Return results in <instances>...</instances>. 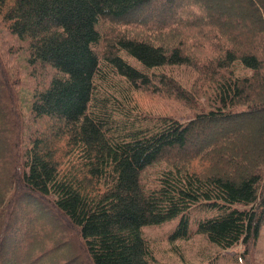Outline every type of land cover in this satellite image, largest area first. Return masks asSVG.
Segmentation results:
<instances>
[{
  "label": "trees",
  "instance_id": "1",
  "mask_svg": "<svg viewBox=\"0 0 264 264\" xmlns=\"http://www.w3.org/2000/svg\"><path fill=\"white\" fill-rule=\"evenodd\" d=\"M152 1L0 0L1 22L26 49L27 63L54 73L32 95L30 106L35 121L51 123L48 139L34 133L22 163L13 103L0 88V207H8L6 200L16 189L28 192L38 205L37 225L47 228L44 240L49 243L42 247V237L32 232L27 240L35 235L33 243L40 249L29 248L19 260L9 248L10 221L17 218L10 210L0 213V264H77L79 257L84 264H149L141 228L199 204L218 211L201 221L198 230L221 249L257 237L264 221V130L250 128L264 117V0H183L192 11L184 19L181 11L170 21L162 16L174 0H157L164 1L161 8L146 17L140 14ZM182 21L189 22L185 29L193 30L198 42L215 49L219 70L238 62L250 74L223 76L214 86L215 105L186 123L131 117L123 104L124 99L129 102L130 90L151 88L185 98L173 80L148 71L186 64L188 57L181 46L164 48L125 33H110L108 51L100 54L104 23L156 25L162 33L178 29L173 25ZM105 79L109 83L101 81ZM6 82L0 78V87ZM101 89L114 90L119 97L105 96ZM241 122L248 133L227 129ZM218 127L222 132L210 133ZM160 161L169 167L156 186L144 187L141 172ZM47 215L56 228L61 222L73 236L60 238L62 228L51 232ZM178 227L186 233L187 220L182 218ZM60 246L64 255L56 251Z\"/></svg>",
  "mask_w": 264,
  "mask_h": 264
},
{
  "label": "rangeland",
  "instance_id": "2",
  "mask_svg": "<svg viewBox=\"0 0 264 264\" xmlns=\"http://www.w3.org/2000/svg\"><path fill=\"white\" fill-rule=\"evenodd\" d=\"M174 1L175 4L169 11H166L165 16H162L166 20L170 18L171 20H176L180 17L181 11L184 19L187 12L192 11L191 6L187 7L186 1ZM156 2L157 0H153L145 8L139 10L140 14L145 17L149 16L164 4V1L160 4ZM249 2L254 4V0H249ZM170 15L171 17H169ZM1 21L0 16V78L4 82L7 81V87L5 89L4 85L6 83H3L0 88L5 95L11 98L13 103L14 119L12 122L16 123L17 121L19 128L20 140L18 142L21 145L18 148L20 154L18 159H20L19 163H22L23 154L27 150V145L34 133L43 135L45 139H48L49 131L47 127L51 123L46 120L35 121L30 112V106L32 95L37 91L43 90L54 73L41 64H36V66L29 65L27 63L26 49L20 47L21 45L18 41L10 37ZM167 24L169 25V22ZM188 24V21H182L179 26L173 25V27L178 29H166L160 33L156 25L148 27L138 25L118 27L108 22L104 23L103 41L97 47V52L100 54L108 51V38H110L108 35L110 33H125L129 37L149 41L155 45H163L164 48L181 46L183 53L188 57L186 64L163 66L148 71L149 74L166 76L168 79L173 80L180 91L183 92L185 98L180 99L173 95L154 92L151 88L150 90L144 88L130 90L129 102L127 103L126 99H124L123 104L131 111V117H145L146 119L169 118L180 123H186L197 114L207 112L210 106L215 105L212 104L216 93L214 86L217 81L222 80L223 76L235 79L250 74V71L243 68L238 62L219 70L215 60V49L198 42L195 39L194 31L185 29L188 28ZM170 30L174 31L169 32ZM121 56L135 68L142 70V66L137 61L125 53H121ZM104 71L106 70L102 72ZM101 81L109 83L106 79ZM110 83L115 84V82ZM101 93L108 97H111V95L119 97L118 93L110 89H101ZM235 110L239 111L242 108ZM259 118V121L252 122V128L250 129L257 130L260 127L261 130H264V117L259 116ZM244 124V122H241V125L237 126V128L235 125L225 128L233 131L236 135H242L250 131L248 130L249 127ZM4 126L5 128L7 127V125ZM222 130L219 127L212 128L210 133L216 134V131L222 132ZM196 143L200 144V141ZM201 162L195 161L193 164L197 165ZM168 167L169 165L163 161L157 162L151 167H146L140 174V183L147 188L156 186L158 177ZM196 169L200 171L202 167ZM9 198L10 201L6 200L8 207H0V213L8 214V210H10L11 216L13 215V217L17 218L13 222L10 221V228L13 227V230L10 233L12 246L9 248L12 254H17L18 259L22 260L29 248V251L34 249V252L40 249L33 243L36 240V236L42 237L41 244H44V238L48 232L46 231L47 228L43 229L40 225H37L36 218L40 215L37 210L38 205L28 192L16 189ZM39 203L41 204L39 208L42 209L44 207L42 201L39 200ZM54 213L57 214L56 211ZM217 215L218 211L216 209H209L199 204L183 214H179L158 225L143 226L141 235L148 248L149 264H264V221L260 224L257 237L250 240L247 244L238 243L231 248L221 249L209 242L206 235L198 230V224L201 221ZM46 218L51 232L54 233L59 228H62L65 234L60 235V238L64 237V235L67 239L73 236L70 235V229L64 226L63 223L57 224L56 228L49 215ZM182 218L187 220L186 233L181 232L178 227ZM32 232L36 236L34 235L32 237L33 240L30 242L27 237H30ZM64 246L56 249V251H59V255L65 254ZM28 256L27 260L30 259L31 253ZM79 258L80 261L77 264H84L82 257ZM50 259L53 260V257H50Z\"/></svg>",
  "mask_w": 264,
  "mask_h": 264
},
{
  "label": "bare ground",
  "instance_id": "3",
  "mask_svg": "<svg viewBox=\"0 0 264 264\" xmlns=\"http://www.w3.org/2000/svg\"><path fill=\"white\" fill-rule=\"evenodd\" d=\"M151 167V166H150ZM46 241V240H44ZM49 245V243L45 242L44 244H42V247L46 248V246ZM42 263V261L40 262V264Z\"/></svg>",
  "mask_w": 264,
  "mask_h": 264
}]
</instances>
